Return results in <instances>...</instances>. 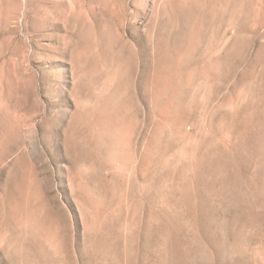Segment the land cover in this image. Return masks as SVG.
<instances>
[{
    "label": "rangeland",
    "instance_id": "rangeland-1",
    "mask_svg": "<svg viewBox=\"0 0 264 264\" xmlns=\"http://www.w3.org/2000/svg\"><path fill=\"white\" fill-rule=\"evenodd\" d=\"M166 250L264 264V0H0V264Z\"/></svg>",
    "mask_w": 264,
    "mask_h": 264
},
{
    "label": "bare ground",
    "instance_id": "bare-ground-1",
    "mask_svg": "<svg viewBox=\"0 0 264 264\" xmlns=\"http://www.w3.org/2000/svg\"><path fill=\"white\" fill-rule=\"evenodd\" d=\"M168 53V52H167ZM96 62V61H95ZM148 93V92H147ZM113 126V125H112ZM115 126V125H114ZM167 222V221H166ZM22 225V224H21ZM29 235V234H28ZM174 241V240H173ZM177 244V243H176ZM176 247V246H175ZM175 249V248H174ZM162 250V249H161ZM185 256V255H183ZM183 256H178L177 253H168L167 250L163 251L158 258L156 263L152 264H186L183 260ZM187 256V253H186ZM190 257V256H189ZM199 260V259H198ZM193 261V260H192ZM192 261L190 263H192ZM194 264V263H193Z\"/></svg>",
    "mask_w": 264,
    "mask_h": 264
}]
</instances>
